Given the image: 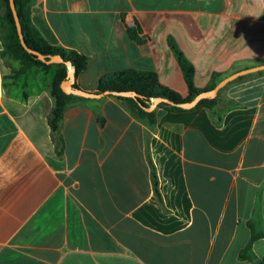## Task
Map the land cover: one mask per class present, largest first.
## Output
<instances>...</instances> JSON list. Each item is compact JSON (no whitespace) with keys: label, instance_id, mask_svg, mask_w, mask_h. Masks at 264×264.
Here are the masks:
<instances>
[{"label":"crops","instance_id":"crops-1","mask_svg":"<svg viewBox=\"0 0 264 264\" xmlns=\"http://www.w3.org/2000/svg\"><path fill=\"white\" fill-rule=\"evenodd\" d=\"M31 18L49 44L90 58L74 84L96 95L104 74L137 69L187 97L170 37L198 88L264 63V0H35ZM137 24L141 42L129 34ZM2 50L0 41V264L264 258V238L252 262L241 258L248 223L264 232V75L227 84L222 97L238 106L221 123L208 108L157 107L151 126L113 95L73 94L54 137L56 67L19 74Z\"/></svg>","mask_w":264,"mask_h":264},{"label":"trees","instance_id":"trees-1","mask_svg":"<svg viewBox=\"0 0 264 264\" xmlns=\"http://www.w3.org/2000/svg\"><path fill=\"white\" fill-rule=\"evenodd\" d=\"M15 3L20 17L24 38L29 48L41 53L47 60L55 56H60L65 62H70L76 79L87 71L90 63V58L87 55L76 50L53 46L36 30L31 18L32 7L35 0H15ZM0 8L2 9V13H0V40L3 47L1 52L2 57H10L14 61L20 62L21 67L18 70L19 74H26L32 69H38L42 72H47L54 67L57 69L51 86V95L55 99V106L49 117V126L54 133V137H56V132L62 123L67 106L76 98L75 95L64 92L62 88V83L68 78V68L65 64L45 63L38 56L29 53L21 43L10 0H0ZM139 31L140 27L137 24L136 27L129 29V34L132 39L141 42L142 40L138 36ZM169 45L180 64L188 84L189 95L187 97H183L174 90L162 85L155 72L137 69L111 71L104 74L99 80L98 92H111V95L122 101L134 116L139 119L148 120L149 124L154 126L157 122V113L156 110L150 111L149 109L155 100L166 99L172 102L173 104L162 102L158 106L166 111L179 112L187 110V108L182 107V105L194 102L200 94L214 90L227 78L226 75L222 73H214L209 84L205 88H198L195 84L196 69L192 62L179 48L173 37L169 38ZM261 64L263 65L264 63ZM258 73L263 74L264 71ZM251 75L253 74L240 77L238 80H243ZM228 87L229 85L222 89L216 97L201 99L195 107L189 110L193 111L201 108L211 109L214 111L218 122L221 123L224 115L230 109L238 106L234 102L223 99V92ZM74 88L79 89V86L74 84ZM117 93H129L131 95L121 96L116 95ZM222 104L226 107L220 109ZM152 179L155 190L159 192V180L153 164ZM248 225L252 230V238L248 246L242 251L241 258L247 262H252L253 244L257 240L264 238V232L258 230L256 224L253 222H249Z\"/></svg>","mask_w":264,"mask_h":264},{"label":"water","instance_id":"water-1","mask_svg":"<svg viewBox=\"0 0 264 264\" xmlns=\"http://www.w3.org/2000/svg\"><path fill=\"white\" fill-rule=\"evenodd\" d=\"M10 5H11V9L13 11L14 17H15V22L17 25V29H18V33L21 39V43L23 45V47L29 52L32 53L36 56H38L43 62L48 63V64H56V63H60V64H65L68 68V78L62 83V88L64 90V92H66L67 94H76V95H84V96H106V95H111L112 93L109 91L103 92V93H99L98 95L96 94H92V93H88L85 91H82L80 89H75L74 88V83H75V75H74V70L73 67L71 65L70 62H65V60L60 57V56H55L49 60L46 59V57L44 55H42L41 53L31 49L28 47L25 38H24V34L22 31V27H21V22H20V17L16 8V3L15 0H10ZM260 71H264V64L260 65L258 67H254V68H250V69H245L242 71H239L237 73H234L233 75L227 77L226 79H224L214 90L210 91V92H206L203 94H200L192 103H188V104H184L182 105V107L190 109L195 107L199 101L203 98H213L216 97L219 92L230 82H233L234 80L246 76L248 74H252V73H257ZM116 95H121V96H130L131 94L129 93H117ZM162 102H167L169 104H173L172 102L166 100V99H157L154 101V103L152 104V106L150 107V111L155 110L160 103ZM250 264H264V258L263 259H257L255 261H253Z\"/></svg>","mask_w":264,"mask_h":264},{"label":"rangeland","instance_id":"rangeland-1","mask_svg":"<svg viewBox=\"0 0 264 264\" xmlns=\"http://www.w3.org/2000/svg\"><path fill=\"white\" fill-rule=\"evenodd\" d=\"M0 10H1L0 13H2V9H1V8H0ZM0 41H1V40H0ZM51 75H52V74H47V78H49L48 80L51 79ZM256 75H257V76H260V75H264V73H263V74H262V73H261V74H259V73H258V74H254V76H256ZM252 76H253V75H252ZM257 76H256V77H257ZM230 102H233V101H230Z\"/></svg>","mask_w":264,"mask_h":264}]
</instances>
